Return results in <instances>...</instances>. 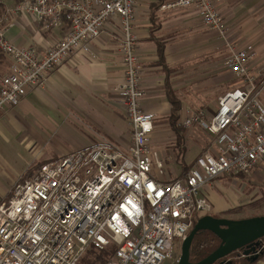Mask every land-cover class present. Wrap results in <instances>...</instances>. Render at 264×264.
<instances>
[{"label": "built area", "instance_id": "built-area-1", "mask_svg": "<svg viewBox=\"0 0 264 264\" xmlns=\"http://www.w3.org/2000/svg\"><path fill=\"white\" fill-rule=\"evenodd\" d=\"M137 0H0V49L12 59L0 79V111L16 106L30 88L78 50L89 52L110 19L123 31L119 50L125 65L118 86L132 127L124 151L109 142L77 149L42 164L15 182L0 203V264H80L91 248L114 252L106 264H165L175 240L188 235L212 206L200 192L220 175L264 170V78L257 81L250 63L256 52L232 50L226 65L241 85L219 96L213 114L188 108L180 124L213 136L216 149L197 156L185 178L162 181L155 167L164 163L153 149L156 114L145 110L142 67L134 16ZM264 1V0H263ZM224 0H166V11L194 7L205 26L226 39ZM28 14L45 28L67 23V33L43 54L5 37L8 16Z\"/></svg>", "mask_w": 264, "mask_h": 264}, {"label": "crops", "instance_id": "crops-1", "mask_svg": "<svg viewBox=\"0 0 264 264\" xmlns=\"http://www.w3.org/2000/svg\"><path fill=\"white\" fill-rule=\"evenodd\" d=\"M14 2L5 0L10 7ZM136 2L133 29L142 67V87L145 92L142 104L145 110L156 114L151 135L153 149L158 151L160 159L165 162L164 166L172 165L173 170L165 174L164 178H156L162 181L183 179L199 154L216 149V141L199 127L188 129L187 135L175 132L169 122L172 104L167 95V83L170 82L171 89L181 100L178 124L188 108L210 106L207 103L192 106L181 92L202 67L212 68L213 74H222L225 79V54H219L220 49L224 48L222 42L225 39L205 26L194 7L166 11L159 6L152 18L151 5L154 0ZM256 8L264 13L263 0H224L221 10L228 33L230 24H233L230 31L233 42L245 35L239 27L246 28L253 24L254 17L262 16V13L255 15L258 14ZM11 20L12 24L6 26L5 37L17 46L34 49L38 54H43L55 45L68 31L67 23L45 28L39 19L28 14H10L6 22ZM122 38L120 18L115 16L106 24L100 37L91 42L89 52L78 50L50 72L43 87L30 88L18 105L0 111V151L7 152L11 162L12 146H15L16 141L21 147L26 141L38 145L36 157H32L31 168L26 167L25 175H32L46 162L97 143L109 142L124 151L127 149L131 142L132 127L118 89L125 75L123 56L119 50ZM157 39L165 44L164 61L159 57ZM259 49L255 60L250 63L251 72L257 81L264 78V47ZM11 64L12 59L0 51V79L9 72ZM221 83L224 84V81ZM230 89L217 92L216 102L219 96ZM192 134H197V137L192 138ZM49 142L56 146L43 154V148ZM199 149L200 153L195 155L194 152ZM262 172V169L254 170L255 175ZM153 173L155 176V168ZM225 175L228 177L230 174ZM241 175L238 174L240 178ZM248 175L252 177V173ZM219 179L208 188L214 199L221 202L219 216L230 217L236 213L230 211L233 200L220 198L214 187H221L230 195L233 194V186L230 188L227 182L225 185L221 182L220 185ZM9 194L10 191L4 192L0 203Z\"/></svg>", "mask_w": 264, "mask_h": 264}, {"label": "rangeland", "instance_id": "rangeland-1", "mask_svg": "<svg viewBox=\"0 0 264 264\" xmlns=\"http://www.w3.org/2000/svg\"><path fill=\"white\" fill-rule=\"evenodd\" d=\"M256 10L258 14L256 13L255 15H260L263 12L259 11V8H256ZM252 23V25L247 26L246 28H238L243 30L245 35L241 38V40L234 42L232 39L233 37H230V31L233 27V24H230L231 29L228 33V39L226 38L224 42H222L224 48L220 49L219 51V54H225V60L230 55L232 50L242 49L244 45L247 48L254 50L256 52V56L258 52L257 50H260L259 48L261 46L264 47V13H262L261 17H254ZM241 30H239V32ZM225 67V79H223L222 74H213L211 72L212 68L202 67L199 74L194 75L192 81L187 84V86L184 87L181 92L184 95L186 101L192 106H198L200 105V103H207L210 106L202 108L207 112L208 115L213 114L214 106L217 103V92L225 91L226 89H230L232 86L236 87L240 84L239 82L242 81L241 78L237 77L233 71L228 70L230 67H228L227 65H225ZM209 72L212 74H209ZM223 81L224 84L221 83ZM179 125L185 128V126H183L182 124ZM185 129L186 131L188 130L187 128ZM193 137H197V134H192V138ZM33 143L34 142L30 143L29 141H26L23 144L24 146L21 147L19 146V142L16 141L15 146H12V162L8 159L7 152L0 151V198H2L4 192L9 193V191H11L10 189L13 188L15 182L27 177V174L25 175V169L29 166L31 168L32 164H30V161L32 160V157H36L35 151H37L38 149V145H35ZM55 146V143L49 142L46 146H44L43 154L52 151ZM199 153L200 149L199 151L194 152L195 155H198ZM172 171V165L155 167V177L164 178L165 174H170ZM251 173V178L248 174H243L244 176L241 175V178L240 176L233 174L228 175V177H226L227 175H225L224 177H221L222 175L218 177V179L220 178L218 180L220 185L221 182L223 184L227 182V184H225L230 188L233 186V189H231L233 191V194L231 193L230 195L228 191L227 193L224 192L221 187H214L220 198L224 197L226 201L233 200L232 202H234L232 208H230V211H234L236 213L233 215H229V218L239 219L261 215L262 213L264 214V172H262L261 174L258 173L256 175L254 174V171ZM209 185L210 184L205 185L202 188V193L207 196L212 206V209L208 214L219 216L221 202H217L214 199L213 195H211L210 189L208 188ZM182 242H180V240L178 239L175 240L176 246L173 250V254L171 258L166 260L165 264H178L182 253ZM236 252L238 251H235L232 254L233 258L231 257L229 259L236 261V264H245L246 262H250L244 255L238 256ZM250 264H264V254L261 255L258 260L250 262Z\"/></svg>", "mask_w": 264, "mask_h": 264}, {"label": "water", "instance_id": "water-1", "mask_svg": "<svg viewBox=\"0 0 264 264\" xmlns=\"http://www.w3.org/2000/svg\"><path fill=\"white\" fill-rule=\"evenodd\" d=\"M209 230L216 234L221 242L219 246L198 261H192L191 248L196 234ZM264 214L233 219L212 214L200 216L191 231L183 239L182 253L178 264H232L229 259L235 251L244 250L243 255L250 262L256 261L264 253ZM246 247V249H244Z\"/></svg>", "mask_w": 264, "mask_h": 264}, {"label": "trees", "instance_id": "trees-1", "mask_svg": "<svg viewBox=\"0 0 264 264\" xmlns=\"http://www.w3.org/2000/svg\"><path fill=\"white\" fill-rule=\"evenodd\" d=\"M165 1L166 0H154V2H152V5H151V9H152L151 17L152 18H153V13L155 12V9L159 7L161 4H163ZM154 30L155 28L152 31ZM157 45H158V53H159L160 60L164 61L165 60V44L163 41H160V39H157ZM0 51L3 52L1 49ZM169 84L170 82L167 83L168 87L166 88L168 89V94H167L168 99L170 103L172 104L170 121H169L170 125L177 134H186L187 132L186 129L178 124L180 110H181L180 108L181 100L179 99L177 94L171 89V86ZM193 242L194 243H192V248H191V257L193 261H198L206 257L212 251H214L219 246L221 240L213 232L209 230H201L196 234ZM263 243H264V237H263ZM114 250L115 249L113 246H110L109 248L104 249V250H98L96 248H91L90 250L88 249V251L82 257L80 264H106L107 261L110 259L111 255L113 254ZM232 254L229 255L228 258H231L233 256ZM219 262L220 261L216 262L215 264H218ZM232 264H236V261H233ZM245 264H250V262L248 263L246 262Z\"/></svg>", "mask_w": 264, "mask_h": 264}, {"label": "flooded vegetation", "instance_id": "flooded-vegetation-1", "mask_svg": "<svg viewBox=\"0 0 264 264\" xmlns=\"http://www.w3.org/2000/svg\"><path fill=\"white\" fill-rule=\"evenodd\" d=\"M244 249H246V247H245ZM243 252H244V250H240V251H238V252H236V253H237L238 256H240V255H243ZM263 254H264V253H263ZM263 254H262V255H263ZM260 256H261V255H260ZM258 259H259V258H258ZM258 259H257V260H258ZM192 261H193V260H192Z\"/></svg>", "mask_w": 264, "mask_h": 264}]
</instances>
